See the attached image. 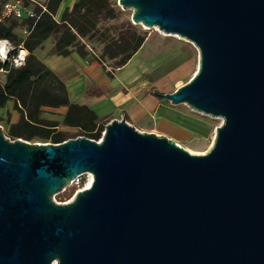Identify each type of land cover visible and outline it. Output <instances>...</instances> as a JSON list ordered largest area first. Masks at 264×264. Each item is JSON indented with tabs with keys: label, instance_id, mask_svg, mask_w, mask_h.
Wrapping results in <instances>:
<instances>
[{
	"label": "water",
	"instance_id": "95a60500",
	"mask_svg": "<svg viewBox=\"0 0 264 264\" xmlns=\"http://www.w3.org/2000/svg\"><path fill=\"white\" fill-rule=\"evenodd\" d=\"M116 5L198 53L187 83L153 95L221 124L203 154L123 118L99 141L0 128V264H264V0ZM85 173L88 188L52 201Z\"/></svg>",
	"mask_w": 264,
	"mask_h": 264
},
{
	"label": "trees",
	"instance_id": "16d2710c",
	"mask_svg": "<svg viewBox=\"0 0 264 264\" xmlns=\"http://www.w3.org/2000/svg\"><path fill=\"white\" fill-rule=\"evenodd\" d=\"M6 1L0 0V13ZM63 1L23 0L32 17L11 16L0 21V39H8L13 47L8 57H14L21 47L29 53L23 67L17 68L9 60L0 63L4 69L0 72V107L11 101L19 114L18 121L8 126L10 140L57 144L83 136L98 141L104 130L93 110L69 101L62 81L35 55L47 40L52 42L51 52L56 56L75 52L113 68L128 63L146 40L128 20H120L122 11L110 0H75L59 13ZM60 107L66 108L60 120L42 116V108ZM65 128L75 130L72 137Z\"/></svg>",
	"mask_w": 264,
	"mask_h": 264
},
{
	"label": "crops",
	"instance_id": "0c3cea01",
	"mask_svg": "<svg viewBox=\"0 0 264 264\" xmlns=\"http://www.w3.org/2000/svg\"><path fill=\"white\" fill-rule=\"evenodd\" d=\"M74 1L64 0L59 13ZM171 48L175 50L174 55L170 56L171 68L164 70L166 74L152 78L147 86L143 78L145 71L138 59L143 47L120 68H113L96 59L81 58L75 52L67 57L56 56L51 52L50 40L37 49L35 55L62 81L69 101L93 110L98 124L104 127L112 120L123 118L139 132L154 133L177 142L193 133L187 120L189 117L179 113L178 105L155 97L153 92H162L161 87L171 74L191 68L194 58L191 53L180 56V51ZM42 110L43 117L60 120L66 108ZM7 113L9 122L6 121ZM18 119L19 114L13 110L11 101L0 107V128L6 127L8 130L9 124L16 123ZM64 130L75 132L73 129Z\"/></svg>",
	"mask_w": 264,
	"mask_h": 264
},
{
	"label": "rangeland",
	"instance_id": "374dc122",
	"mask_svg": "<svg viewBox=\"0 0 264 264\" xmlns=\"http://www.w3.org/2000/svg\"><path fill=\"white\" fill-rule=\"evenodd\" d=\"M110 1L113 3V6L119 8V10L122 11L120 7L116 5L117 0ZM131 14V10L122 11L120 20H128L130 22ZM134 27L146 35V40L143 44L144 46H142L143 53L139 52L138 54V59H140L139 64H142L145 71L143 78L146 82V86L152 82V78L157 77L158 75L165 72L167 73V71L164 70L171 68L170 56L172 54L174 55L175 50L173 48L169 49L170 47H175L176 51H180V56L191 53L194 61L192 62L191 68L187 69L186 71L171 74L170 78L165 80L163 86L161 87L163 89L161 93H173L177 88L187 83L195 75L198 69V53L192 44L179 38L178 36H167L158 31L156 28H147L139 24L134 25ZM17 54L18 52L16 55ZM177 107L179 113H184L189 117L187 120H189L188 123L190 128L193 130V133L186 139L177 141L175 143L191 154L205 153L211 146L216 128L221 124V119L198 114L190 110L185 105H178ZM2 131L4 136L8 138L6 134L7 128L3 127ZM68 133L69 136L72 137L74 132L69 131ZM90 179L92 180L89 174H81L78 187L70 185L62 193L54 195L52 201L55 203L69 202L78 189L83 187L87 188ZM69 192H72L71 196L68 199L65 198L63 201H60L62 200L61 198Z\"/></svg>",
	"mask_w": 264,
	"mask_h": 264
},
{
	"label": "built area",
	"instance_id": "2783aa9c",
	"mask_svg": "<svg viewBox=\"0 0 264 264\" xmlns=\"http://www.w3.org/2000/svg\"><path fill=\"white\" fill-rule=\"evenodd\" d=\"M5 5H9V6H10V10H9V8H6ZM6 13H7V14H6ZM24 15L32 17V16H33V13H32V11H31L30 9H27V8H24V7H23V0H7L6 3L3 5L2 11H1V13H0V21L3 20L4 18H7V17H11V16H12V17L20 18V17H22V16H24ZM12 50H13V47L11 48V51H12ZM88 50L91 51L90 48H88ZM11 51H9V53H10ZM19 51H20V50L17 51L18 54H19ZM9 53H8V56H9ZM91 53H92V52H91ZM18 54L15 55L14 57H11V58L8 57V60L11 62V64H12L13 66H15L14 60H15L16 58H18ZM92 54H93V53H92ZM74 131H75V130H74ZM102 134H103V132H102ZM102 134H101V136H102ZM99 140H100V139H99ZM99 140H98V141H99ZM87 174H88V173H87ZM80 176H81V175H80ZM80 176H77V177L72 181L71 186H76V187H78ZM90 176H91V175H90ZM91 178H92V176H91ZM91 181H92V180H91ZM83 189H85V187H83V188H81V189H78L77 191H79V190H83Z\"/></svg>",
	"mask_w": 264,
	"mask_h": 264
},
{
	"label": "clouds",
	"instance_id": "9594fccd",
	"mask_svg": "<svg viewBox=\"0 0 264 264\" xmlns=\"http://www.w3.org/2000/svg\"><path fill=\"white\" fill-rule=\"evenodd\" d=\"M6 8H9V5H5ZM7 14V13H6ZM11 43L8 39H0V63H4L8 60V53L11 51ZM29 55L27 49H24L21 47V50L19 51L18 58L14 60L15 66L17 68L23 67L26 62V57ZM4 69H0V72H3Z\"/></svg>",
	"mask_w": 264,
	"mask_h": 264
},
{
	"label": "bare ground",
	"instance_id": "6f19581e",
	"mask_svg": "<svg viewBox=\"0 0 264 264\" xmlns=\"http://www.w3.org/2000/svg\"><path fill=\"white\" fill-rule=\"evenodd\" d=\"M175 36V35H174ZM90 175V174H89ZM91 184V179H90V181H89V183H88V186H87V188L89 187V185Z\"/></svg>",
	"mask_w": 264,
	"mask_h": 264
}]
</instances>
